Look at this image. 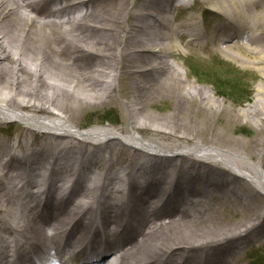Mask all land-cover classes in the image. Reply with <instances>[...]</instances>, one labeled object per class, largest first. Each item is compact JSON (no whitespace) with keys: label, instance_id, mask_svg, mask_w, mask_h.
<instances>
[{"label":"bare ground","instance_id":"1","mask_svg":"<svg viewBox=\"0 0 264 264\" xmlns=\"http://www.w3.org/2000/svg\"><path fill=\"white\" fill-rule=\"evenodd\" d=\"M182 48L252 67L253 98L190 83ZM117 94L121 128L70 123ZM0 117L24 128L0 137V264H240L264 241V0H0Z\"/></svg>","mask_w":264,"mask_h":264},{"label":"rangeland","instance_id":"2","mask_svg":"<svg viewBox=\"0 0 264 264\" xmlns=\"http://www.w3.org/2000/svg\"><path fill=\"white\" fill-rule=\"evenodd\" d=\"M186 13V11L184 12ZM207 18L205 19V21ZM212 48L211 45L208 46ZM186 54V58L182 60L176 61L174 57L169 59V61L175 62L183 72H186V76L190 83H194L197 86H208L214 90L213 85H211L209 79L206 74H198L196 75L193 71L191 72V68L200 67L206 73L209 72H217L222 76V73L231 72L235 75H238L239 80L247 83V86L250 87L252 92V97L255 95L254 92L256 87L261 82V77L259 73H257L252 67L244 66L239 60H236L232 57V55H225L223 53L215 51L213 56L209 55L207 51H202L199 53L195 52V49L192 48H182ZM200 51V50H199ZM197 67V68H198ZM118 93V90H117ZM122 95L117 94L114 96V100L107 99H95L91 100L88 105H84L81 108L77 107V110L72 112H68L70 115V123L79 126L83 129H89V127H100V126H108L111 125L115 128H121L127 121L126 112L123 110L124 102L122 100ZM229 97L221 96L220 99L225 100V105L231 109L235 108L236 111L241 109V106L234 105ZM107 100L109 101L108 103ZM251 101V100H250ZM249 101V102H250ZM248 102V103H249ZM248 103L242 104V106H247ZM161 105H152L151 108L147 109V112L152 116H160L163 115V112L167 113L166 110L161 108ZM238 107V108H237ZM234 110V109H233ZM55 112V110H53ZM162 112V113H161ZM56 113V112H55ZM108 120V122H105ZM112 121V122H111ZM19 129L22 131L24 128L19 123L5 122L0 117V137L4 135H13L12 133ZM243 129V130H242ZM242 130V131H241ZM16 132V131H15ZM22 133V132H20ZM35 135L38 134V130L34 132ZM256 131L250 126L245 125L244 123L240 126L239 131L234 135V138H241L246 141L255 140L257 137ZM245 258H242L240 264H264V241L255 243L253 246H250L245 251Z\"/></svg>","mask_w":264,"mask_h":264}]
</instances>
